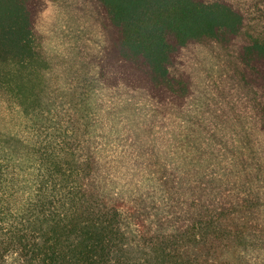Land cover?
Returning a JSON list of instances; mask_svg holds the SVG:
<instances>
[{
	"label": "trees",
	"instance_id": "obj_1",
	"mask_svg": "<svg viewBox=\"0 0 264 264\" xmlns=\"http://www.w3.org/2000/svg\"><path fill=\"white\" fill-rule=\"evenodd\" d=\"M0 264H264V0H0Z\"/></svg>",
	"mask_w": 264,
	"mask_h": 264
}]
</instances>
